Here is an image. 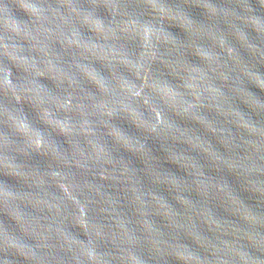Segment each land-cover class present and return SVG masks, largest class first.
Returning <instances> with one entry per match:
<instances>
[{"label":"clouds","instance_id":"clouds-1","mask_svg":"<svg viewBox=\"0 0 264 264\" xmlns=\"http://www.w3.org/2000/svg\"><path fill=\"white\" fill-rule=\"evenodd\" d=\"M0 264H264V0H0Z\"/></svg>","mask_w":264,"mask_h":264}]
</instances>
